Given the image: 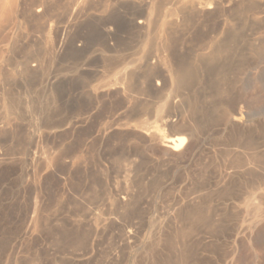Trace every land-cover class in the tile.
<instances>
[{"label": "rangeland", "instance_id": "obj_1", "mask_svg": "<svg viewBox=\"0 0 264 264\" xmlns=\"http://www.w3.org/2000/svg\"><path fill=\"white\" fill-rule=\"evenodd\" d=\"M145 10L137 0H113L105 18L117 27L112 52L106 50L102 24L98 20L85 22L75 35L86 40V50L53 56L44 80L31 82L18 72L30 53L22 42L26 36L23 28L0 58V128L4 127L0 151L9 158L18 161L23 156L26 132L38 135L63 127L87 111L95 113L85 133H67L39 145L46 153L63 149L67 158L83 160L73 172L60 165L49 172L43 188V217L21 253L17 249L12 252L8 241L24 225L21 220L29 206L32 215L38 192L24 187L22 161L0 172V202L5 203L0 210V264H73V254L89 250L84 249L88 227L78 225L88 219L92 206L104 217L118 218L120 229H139L137 243L118 260L110 258L116 239L114 233H108L92 264H264V0H240L223 14L191 23L176 50L180 62L194 71L188 88L155 92L138 85L149 103L160 102L171 92L182 102L171 111H192L172 127L181 129L195 119L197 145L184 162L167 163L164 154L151 153L121 133L110 134L102 144L93 140L89 149L83 150L99 129L121 122L124 117H119L126 110L114 100L90 99V78L78 72L80 63L88 61L103 69L116 52L131 54L137 40L131 21ZM39 34L36 49L43 45L44 37ZM7 99L15 103L14 113L3 112ZM142 108L131 109L124 121L140 122ZM231 111L241 118V125L225 130ZM152 127L169 134L157 125ZM229 172L232 176L225 177ZM115 190L129 193L132 201L128 209L111 206Z\"/></svg>", "mask_w": 264, "mask_h": 264}, {"label": "bare ground", "instance_id": "obj_2", "mask_svg": "<svg viewBox=\"0 0 264 264\" xmlns=\"http://www.w3.org/2000/svg\"><path fill=\"white\" fill-rule=\"evenodd\" d=\"M239 1L240 0H137L138 3L146 6V10L143 15L135 17L131 21V27L137 34L136 49L129 55L116 52L115 54L117 55L110 56L107 59V64L105 65L107 67L103 69H98V67H94L88 61L83 60L80 63L78 72L90 78L87 81L88 96L90 99H95L97 101L114 100L126 110L123 111L124 114L119 118L124 117L125 119L128 113L133 112L130 111L131 109L133 110L143 106L144 108L147 107V109L145 110L142 108L144 111L142 109L139 111L142 120L138 123L124 121L122 118L123 120L121 122L113 126L99 129L94 136H91V138L85 142L83 150L85 149V151H87L90 142L93 140L102 144L110 134L121 133L124 136L139 141L151 153L164 154L167 160L165 162L167 163L184 162L190 151L197 145L198 140L194 133L195 128L193 123L195 119H192V121L188 120V123L181 129L172 130V127L176 123L184 121L186 119V114L188 112L192 114V111H171L173 107L175 108L182 104L181 100H176L177 97L173 96L171 92L167 93L162 101L149 103L150 101H148L147 96L143 94L142 91L137 90L138 85H141V87L147 86L155 92L164 91L168 87L172 89L175 87L188 88L194 81V71L180 62L178 52L176 51L177 47L181 45V41L186 39L188 28L194 21H200L215 13L223 14L233 9ZM112 5L113 0H0V58L7 53V46L9 44H15L18 32L23 28L26 36L22 42L24 47L30 50V53L26 55L20 64V71L18 72L28 81L31 80V82L35 78L44 80L47 76L46 69L54 60L53 56H61L72 52L82 53L86 50V40L82 36H76L75 31L81 24L93 20H98L102 24V32L107 44L106 50L112 52L115 47L117 27L113 23L105 20ZM39 33L44 37L43 45L36 49L35 46L39 42L37 41L36 34L40 35ZM17 46H15V48H17ZM101 52H104V49ZM22 59L23 56L21 60ZM12 63L14 64V62ZM49 73L50 72H48V74ZM0 74H2L1 68ZM7 74L9 73H6V75ZM13 80H15V78ZM9 100L7 99L8 104L6 102L3 103L5 110L3 112L8 113V111H10L14 113L16 110L15 103ZM1 103L2 102H0V104ZM228 116L229 118L224 125L225 130L237 129L238 126L241 125V118L235 111L229 112ZM94 117V111H87L84 116L78 117L72 122H68L63 127L50 128L38 135L34 133L31 134V131L25 133V140L23 142L24 153L23 156L21 158L18 157L17 160L20 158L19 160L23 162L21 177L26 179L24 180V187L33 188L34 191L36 190L38 193L32 207V215L29 213V206L24 220H21L24 224L22 228L19 229V226V230L17 229L18 231H16L17 233H13V229L10 228L13 233L12 235L10 234L11 237L8 241L10 250L17 249L21 253L26 246L25 242L35 235L33 229H35V227L37 228L38 225H36V223L39 221V218L41 220L43 207L46 204V195L43 192V188L49 180V172L54 170L52 168H54V166L58 168L60 165L73 172L80 164V160H83L67 158L66 151L63 149L54 150L53 152L48 151L49 153H46L44 152L45 148L42 150L39 145L44 141L47 142L50 139H57L67 133H71L72 136L85 133L89 130ZM150 121L153 122L150 123ZM153 125L163 128L164 131L168 130L169 134L166 135L153 130ZM2 129H4V127L0 128V133L3 131ZM79 154L81 158H84V152L82 150ZM18 161L9 158L6 153L0 151V172L14 168L15 162ZM224 174L227 178L232 176L230 172ZM11 180L12 179H10L9 182H11ZM64 184H66V182ZM63 193H65V191ZM111 197L112 207L124 210L131 206L130 203L132 198L127 192L115 190L112 191ZM1 207H5L4 201L0 202V210ZM91 208H93V206L90 207L87 216L88 219H83L84 221L79 222L78 225L80 227H88L89 235H85L87 239L82 238L87 242L86 243L84 240L86 243V248L84 249L87 250L89 247V250H85L86 252L82 251L81 253H79V251L73 254L71 259L73 264H92L96 257V251L98 252L99 250L101 239L103 240L110 232L115 234L116 239V249L110 254L112 260H118L125 254L127 249L132 248L138 240V227L127 226L128 228L125 227L120 229L118 228V218L110 215L108 218L104 217V213L95 212V210ZM2 226L3 224L0 222V228ZM15 230L16 229H14V231ZM86 234H88V232ZM27 238L29 239L27 240ZM27 244L30 245V243ZM16 257L19 258V256ZM16 261H18V259ZM16 263L17 262H15V264Z\"/></svg>", "mask_w": 264, "mask_h": 264}]
</instances>
